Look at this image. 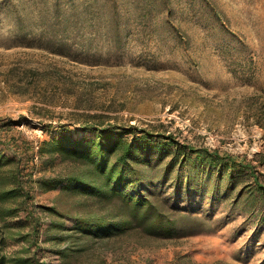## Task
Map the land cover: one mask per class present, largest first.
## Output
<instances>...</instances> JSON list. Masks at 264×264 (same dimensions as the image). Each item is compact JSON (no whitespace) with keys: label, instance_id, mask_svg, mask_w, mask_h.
Instances as JSON below:
<instances>
[{"label":"rangeland","instance_id":"1","mask_svg":"<svg viewBox=\"0 0 264 264\" xmlns=\"http://www.w3.org/2000/svg\"><path fill=\"white\" fill-rule=\"evenodd\" d=\"M91 113L248 158L264 152V0H0V149L18 155L20 136L37 149L63 128L79 137ZM69 165L57 154L29 162L30 197L0 218L1 251L26 259L12 264H264V223L167 184L144 193L169 212L208 216L206 228L92 236L67 216L72 235H59L46 206L60 190L37 179Z\"/></svg>","mask_w":264,"mask_h":264},{"label":"trees","instance_id":"2","mask_svg":"<svg viewBox=\"0 0 264 264\" xmlns=\"http://www.w3.org/2000/svg\"><path fill=\"white\" fill-rule=\"evenodd\" d=\"M77 129L81 136L63 128L58 136L42 139L37 149L25 136H20V144L15 138L21 149L18 155L9 156L0 149V218L17 210L11 205L13 199L23 196L25 202L30 197L35 178L26 170L29 162L36 155L57 154L70 162L68 169L38 176L37 184L43 190H60L54 203L46 206L60 219L51 220V226L62 231L59 235H72L63 228L62 219L67 216L74 218L70 229L92 236L139 227L148 234L171 237L206 228L208 216L169 212L155 193H144L155 184H167L174 195L194 192L212 203H227L264 223V171L258 168L264 152L248 158L193 143L167 128L110 121L102 113L87 114ZM65 193L72 198L62 203ZM5 236L0 225V264H12L9 258L26 262L25 257L7 258L1 251ZM70 248L67 243L59 251L67 254Z\"/></svg>","mask_w":264,"mask_h":264}]
</instances>
